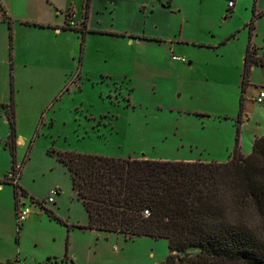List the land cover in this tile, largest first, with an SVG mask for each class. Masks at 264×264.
<instances>
[{"label":"rangeland","instance_id":"1","mask_svg":"<svg viewBox=\"0 0 264 264\" xmlns=\"http://www.w3.org/2000/svg\"><path fill=\"white\" fill-rule=\"evenodd\" d=\"M164 1L96 0L93 31L140 36L146 28V38L131 44L95 32L62 35L51 44L53 61L42 68L29 62L20 83L9 84V99L13 91L26 129L36 118L44 122L38 120L37 147L27 154L19 181L29 220L18 224L15 186L0 190L3 263L162 264L169 255L166 240L127 241L80 228L88 224L87 213L58 152L224 163L236 149L248 155L264 137V103L254 101L264 92V0H234L235 9L231 0ZM250 41L260 64L245 80ZM38 42L37 50L45 45ZM1 90L6 92L0 81ZM6 130L2 125L0 133ZM26 153H19L20 164ZM9 166L10 155L0 149V176ZM51 190L59 194L53 204Z\"/></svg>","mask_w":264,"mask_h":264},{"label":"trees","instance_id":"2","mask_svg":"<svg viewBox=\"0 0 264 264\" xmlns=\"http://www.w3.org/2000/svg\"><path fill=\"white\" fill-rule=\"evenodd\" d=\"M68 18L66 29L85 38L88 10L81 29ZM258 56L250 41L245 80ZM239 153L224 163L57 156L88 215L80 228L166 240L164 264H264V137Z\"/></svg>","mask_w":264,"mask_h":264},{"label":"crops","instance_id":"3","mask_svg":"<svg viewBox=\"0 0 264 264\" xmlns=\"http://www.w3.org/2000/svg\"><path fill=\"white\" fill-rule=\"evenodd\" d=\"M95 1L96 0H36L35 4H33L28 0H0V6L2 7L0 10V81L6 88V92H3V90L0 92V128L2 125L7 126V130L0 133V149L10 155V166L8 169H6L7 171H5L4 175L0 176L1 191H3V187L5 185L12 186V184L8 183L5 178L14 166H22V175L20 180L22 179L23 170L25 169L27 162V154L32 152L35 147H37V139L39 134H37V132L35 133V130L39 122L38 120L44 122L42 118H36L31 125V130L28 131L26 129L28 120L25 121L24 118H22V112L20 111L22 104H16V96H14L15 94L13 91L11 99H9V84L13 87L12 84L14 82L20 83V71L27 68L29 62L36 64L38 68H42L46 66V63L42 64L43 62H47L49 64L51 61H53L54 56L51 54V44L58 42L62 35L67 34L70 36L72 33L82 35L79 32L66 29V24L69 21L68 14L70 13L73 21L76 24V27L81 29L85 11L86 9L88 10L86 28L89 32L86 34L85 38L90 33V35H92V32L97 33V35H109L115 38H128L131 44L136 41L142 42L141 39L146 38V28L144 29L143 35L140 36L136 32H123L122 30L116 31L114 28L102 30L99 27V30L93 31L92 20L93 10L95 9ZM161 1L162 3L166 2L164 0ZM172 1L173 0L168 2L170 6L172 5ZM87 3H89L88 8L86 7ZM106 8L107 7H104V9ZM235 8L236 4L232 9ZM145 25L147 26V20L145 21ZM142 36L143 38H141ZM150 38L153 42H157L159 44L165 41V38L162 37L150 36ZM38 41L42 42V44L44 43L45 45L42 49L37 50L34 43L39 45ZM189 63L188 66H191L192 63L191 65H189ZM256 97L254 98V101ZM2 106H6V108H3ZM42 111L43 110L40 112ZM27 115L29 116L28 113ZM26 151L27 153L26 156H24L25 158L23 163L20 164L19 153H25ZM138 159L150 158L141 157ZM183 161L192 162L195 160L184 159ZM19 192L21 193V191ZM116 234L122 235L119 233ZM142 238L148 239V241H156L148 237H138L135 239ZM152 247L153 246L151 244L149 257H154ZM65 258L61 257L62 260ZM48 262L51 263V259H49ZM164 262L162 264H164ZM0 264L5 263L0 261ZM15 264H19V262Z\"/></svg>","mask_w":264,"mask_h":264},{"label":"built area","instance_id":"4","mask_svg":"<svg viewBox=\"0 0 264 264\" xmlns=\"http://www.w3.org/2000/svg\"><path fill=\"white\" fill-rule=\"evenodd\" d=\"M171 1V0H170ZM235 6V1L231 0L229 2V8H233ZM72 26H76L75 22H71ZM175 60L181 61L183 63H187L188 61L184 58H180L177 56H174ZM255 102H257L258 104H262L264 103V92H260L259 95L256 97ZM22 174V166L20 165H16L13 167V169L8 173V175H6L5 180L10 183L13 184L14 186H18L19 187V181H20V177ZM58 195V191L57 190H51L49 197H48V203L53 204L55 203V197ZM20 192H19V196H18V203H17V210H16V214H17V221L18 224H21L23 222H25L26 220H28L29 216H30V210L26 207L25 204H21L20 203ZM146 214L148 215V213L146 212Z\"/></svg>","mask_w":264,"mask_h":264},{"label":"water","instance_id":"5","mask_svg":"<svg viewBox=\"0 0 264 264\" xmlns=\"http://www.w3.org/2000/svg\"><path fill=\"white\" fill-rule=\"evenodd\" d=\"M189 65H191V63H189Z\"/></svg>","mask_w":264,"mask_h":264}]
</instances>
